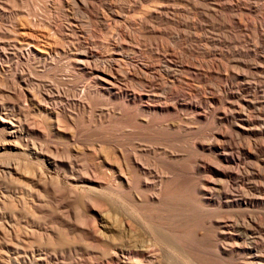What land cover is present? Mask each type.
<instances>
[{
    "label": "rangeland",
    "instance_id": "rangeland-1",
    "mask_svg": "<svg viewBox=\"0 0 264 264\" xmlns=\"http://www.w3.org/2000/svg\"><path fill=\"white\" fill-rule=\"evenodd\" d=\"M19 21L28 23L32 29L29 39L48 52L45 61L14 54V46L22 42ZM86 49L96 55L97 66L116 59L121 75L143 67L144 72L138 71L140 76L122 83L131 91L147 92V99L142 103L108 90L93 91L90 75L73 61L74 54ZM146 62L152 68H147ZM23 70L29 81L19 84L16 73ZM18 85L25 89L16 91ZM0 88L4 94L0 93V106L22 105L28 122L44 130L38 141L47 147H70L74 153L80 150L78 169L89 168L91 176L103 175L95 155L99 147H94L114 124L137 125L140 133L133 135L136 142L176 152L172 163L175 172L168 187L172 202L144 211L146 221L158 220L167 227L162 264H264V0H0ZM26 90L65 118L69 112L76 113L72 120L66 119L79 128L75 132L71 124L74 140L51 135L45 125L46 115L35 109L38 105L31 102ZM147 103L170 110L141 112L138 123L124 121L114 113L120 107L127 110ZM65 152L59 153L62 159ZM20 154L3 156L23 160ZM145 154L147 159L162 163L161 155ZM196 160L204 170H194ZM50 168H46L52 177L50 190L40 188V199L25 185L1 178L4 194L11 197L15 207L8 205L0 215V264H25L33 250L30 244L37 254L57 251L62 264H75L76 260L78 264H94L105 257L99 243L74 230V224L83 221L79 215L87 196L69 198L66 192L74 179L67 176L65 168ZM201 179L208 181V197L196 191ZM91 199L96 205H104L105 213L110 211L113 199L109 194L97 201ZM83 215L80 217L84 219ZM61 217L73 228L64 227ZM86 220L88 224L94 222L93 217L86 216ZM103 221L105 225L112 223ZM16 227L24 230L20 238L14 235ZM29 228L38 231V240L44 243L37 239L29 242L30 237L23 235ZM55 230L62 232L63 242L50 247V233L46 231L59 236ZM65 238L68 241L64 242ZM27 242L29 247H24ZM221 244L232 245L233 250L222 252L218 248Z\"/></svg>",
    "mask_w": 264,
    "mask_h": 264
},
{
    "label": "bare ground",
    "instance_id": "bare-ground-1",
    "mask_svg": "<svg viewBox=\"0 0 264 264\" xmlns=\"http://www.w3.org/2000/svg\"><path fill=\"white\" fill-rule=\"evenodd\" d=\"M256 2H257V0H256ZM216 9H219V8H216ZM162 14H163V12H162ZM162 14H159V15H162ZM151 24H153V23L151 22ZM18 25H19L20 30H21L20 34H21L22 42L19 43L18 47L14 46V48H13L14 51L16 50L15 51L16 53H14L16 55V57L21 56V58H22L23 56L26 55V57L28 56V57L32 58L33 61L34 60H38V61L44 60L45 61L46 56H49L47 54L48 52L39 43H36V42L34 43L30 40L31 38L29 39L30 35L32 34V32H31L32 29L29 28L28 23L26 24V22L24 23L23 21L22 22L19 21ZM141 26H143V25H141ZM195 27H197V26H195ZM18 34H19V32H18ZM114 44L117 45L116 43H114ZM73 56H74V58H73L74 64L81 71L90 75L92 85L94 86V89H95L93 91H99V90L107 91L108 90V92H112V93L115 92L116 94H120L122 96L124 95L128 98L130 97L134 101L136 100V102H137V100L140 102L142 101V103L145 99H147V96H148L146 94L147 92L144 93L143 91H140V90L139 91H131L129 89L131 87L127 88L122 83L123 80H126L128 78L132 79L135 76H137L139 73L138 71L144 72V70H141L143 67L142 68L138 67L137 72H136L135 68H134L135 71H132V72H131V70L130 71L127 70V72L125 71L126 73H124V75H121L120 74L121 72H119V65L117 64L116 59H112V60L107 61V62L105 61L106 63L105 62L104 63L107 65L106 66L102 65V67H100V65H99L100 63H98L99 66L95 65V61H97V60H96V55L94 54V52L92 50L86 49L84 51H81V52L74 54ZM51 59H53V58H51ZM98 62H99V60H98ZM147 64H146L147 68H152V65H150L149 63H147ZM138 66H140V65H138ZM143 66H145V65H143ZM145 73H146V71H145ZM138 76H140V74ZM143 77H145V76L143 75ZM146 79H147V76H146ZM16 80H18L17 83L20 82L19 84H22V83L26 84V83H28L29 78H28V76H26V74L24 73V70H23V72H20L18 74L16 73ZM152 80H153V78H152ZM174 82H175V80H174ZM140 83H139V85H141ZM145 84H147V83H145ZM21 86H24V85H21ZM182 86H184V85H182ZM17 88H19V89H16V91H22L25 89L24 87H23L24 88L23 89L20 86ZM89 91H90V89H89ZM0 93H1V88H0ZM32 93L29 90H26L25 94L26 95L29 94L31 102L34 101L38 105V107H35V109H37L38 111H40L41 113L46 115L47 121H46L45 125H46V128H48L50 130L51 135L56 137V138H59V139L64 138V139L74 140L75 139V132L77 130H79V128L74 127V125L69 120H66V119L71 118V120H72V116H76V113L75 112H69L70 114L68 116H66V118H65L64 115L62 116L61 113L59 111H57L55 108L50 107L49 106L50 104L47 105V103L44 104L41 101H37L35 99L36 98L35 95H33ZM1 94H3V93H1ZM48 97H50V96L48 95ZM3 105H4V103H3ZM25 105H27V104H25ZM24 110L25 109H24V107H22V105H21V107H10V108H8L6 106L5 107L0 106V182H1V178H8L9 181L11 180L13 182H17L18 184L21 183L27 187L28 191L34 192L35 197L40 199L41 190L45 191V192L48 189L50 190V187L48 184H49V180L51 181L52 177L49 174V172L46 171V168H48V169L50 167H52V168H60V167L65 168L67 176L74 179L71 187H68L69 191L66 192V194L69 198L70 197L73 198L72 200H74V198H76L78 196H85V197L87 196L86 198H88V199L92 198L93 200L95 199V201H97L99 198H106L107 194L112 196V199H113V201L111 203V208L108 209L110 211H107V213H105L106 211H105V208L103 207L104 205L103 206H101L102 204H100V206H99V204L96 205L95 204L96 202L95 203L93 201L90 202L87 199L85 201L86 203L84 204L83 210L81 208V210L83 212H82V214L79 215V218H81L83 221L81 223H79V225L74 224V226H75L74 230H79L78 233L80 232L79 233L80 236L87 238V240L91 239L95 243L97 242V243H99V245H101L100 248L103 250L102 254H104L105 257L101 261H98L96 263L93 262L94 264H110V262L111 263L115 262L116 264H162L164 259H165L164 256H165V247L166 246L164 244L168 240V239L166 240V235L168 234L167 233V227H164L163 224L160 223L158 220H152L149 222L146 221V219L144 217V215H145L144 211L146 210V208L148 209L149 207L150 208H155V207L162 208V206H167L168 204H170V202H172L171 198H170V193H169L168 187H169V183L173 179L174 172H175L172 163L174 162L173 159L176 157L175 156L176 152L174 151L175 152L174 153V152H172V150H170V149L168 150L167 148H162V147H161V149H158L159 147L155 146V144L154 145L148 144V143L147 144H141L140 142H138L139 140L136 142V140H134L135 138H133V135L140 133V130L138 131V128H137L139 126H137V125L134 126L133 124L132 125L126 124L124 126L119 127V126L114 124L113 126H110L111 127L110 130L106 131V133H108V134H106L105 136L104 135L100 136V138L98 140L100 142V144L98 143L99 146L94 147V149L96 148V150H97V147H99L97 150L99 153L97 151H95V153H96L95 155L97 156L96 159L98 161L99 171H101L103 173V175L101 177H99V175L97 176L95 174H94V176H91V174H89V173L93 172V171L90 170L89 168H87L86 170L84 169V171H81L78 169V167H80L78 165V163H79L78 157L80 156V155H78V153H80V150L77 149L76 153H74L75 150H73L70 147H65L64 149H62L63 147L61 148V147L55 146L54 144H53L54 146L49 145L47 147V145L44 146V144L40 143L41 141L40 142L38 141L40 138L39 135H41L44 132V130H42V128H39L41 126L37 127V125L34 126V125H32V123L30 124L28 122V119L25 116L26 113L24 114ZM159 110L169 111L170 107H152L150 104L147 103V104H141V107H134V108L127 109V110L125 109V106L123 108L120 107L119 110L117 112H114V113H118L119 116L118 115L117 116L120 117L121 119H123L124 121H128V119H129L130 123L131 122L138 123L137 117L140 115L141 112H149L151 114H156L157 112H159ZM148 115H150V114H148ZM148 115H147V117H148ZM147 117H146V119H147ZM115 118H117V117H115ZM71 124L74 127V129L76 128L75 132H72ZM249 124H251V123L249 122ZM57 145H59V144H57ZM211 146H214V145H211ZM91 148H90V150H92ZM101 148L105 149L104 151H102L103 154L101 153V150H100ZM261 148L264 149L263 146ZM62 150H63V153H64V151L67 152V153L65 152L67 155L66 154L64 155L66 158L63 156L65 159H62V157H60L62 155L59 156V153L61 154ZM83 151L81 150V152H82L81 154L82 155L86 154ZM18 152L22 154L23 160L20 159V157H14L13 156L14 158H9L8 155H6V157L3 156L6 153L7 154H9V153L10 154L11 153H15V154L17 153L18 154ZM145 153H150V154L157 155V156L161 155L163 158L162 163L159 164L158 161H154L152 158H151L152 160L149 158L147 159L146 157L148 155H146ZM225 158L227 159V157H225ZM226 159H224V160H226ZM31 164H33L34 166H32ZM195 169L199 170V171L204 170V168L199 164V162L197 160L195 161V164H194V170ZM199 181H200V185L196 188V191L199 194L201 193V195L202 194L205 196L207 195V197H208L209 188H207V186H209V184H208L207 179L206 180L201 179ZM55 182H57V181H55ZM50 183H52V182H50ZM1 184H3V183H0V215L4 214L3 212H6L7 206L11 205L13 203V202H11V199H10L11 197L8 198L7 195L4 194L5 193L3 190L4 187L2 188ZM40 188H41V190H40ZM64 189H65V191L68 190L67 188H64ZM9 190H10V188H9ZM54 191H55V189H54ZM65 191H64V193H65ZM61 192H62V189H61ZM55 194L59 195V193H57V192H55ZM12 196H13V194H12ZM43 196H45V195H43ZM21 198H23V197H21ZM61 198H63V197H61ZM64 198H65V196H64ZM16 199L18 200V198H16ZM23 199H22V201H23ZM55 199H56V197H55ZM17 200H15V201H17ZM241 201L247 202L248 199L247 198H241ZM8 202L9 203L11 202V203L8 204ZM15 203H17V202H15ZM34 203H35V201H34ZM12 206H14V205L12 204ZM31 206L32 205H30V207ZM44 206H46V205H44ZM16 208H17V206H16ZM19 209H21V208H19ZM12 210H13V208H12ZM16 210H18V209H16ZM61 211H62V209H61ZM83 213L85 215V218H86V216H87V218L93 217V221H94L93 224H91V223L88 224L87 220L85 221V218L83 219V217H80L81 215H83ZM130 214H132V215L130 216ZM152 214H153V212H152ZM149 217L150 216L148 215V218ZM13 218H14V216H13ZM57 218H59V216ZM66 218H68V217H66ZM105 219L108 222L112 220L111 221L112 223L105 225V223H104L105 221H103ZM14 220H15V218H14ZM7 221H9V219ZM59 221L61 222V224L63 226L66 225L69 228H73L72 227L73 225L71 224V222L66 221L64 218L61 217V219ZM77 221L79 222V220H77ZM55 223H57V222H55ZM1 224H0V226H1ZM8 225H10V224L8 223ZM57 225L59 226V224H57ZM57 225H55L54 227H56ZM62 225L60 226L61 228H63ZM16 228L18 230H17L16 234H14V235L16 237H18L19 235L22 234V232L24 230L22 231V228H20V229L18 227H16ZM59 228H58V230H59ZM106 228L108 229V232L105 230ZM7 229H8V227H7ZM47 229L49 230V227L46 228V230ZM3 230H4V228H3ZM53 230H54V228H53ZM37 232L35 231V229L31 230L29 228V230H27L26 234L23 233V235L30 237V239L28 240L29 242H31L32 240L36 241V239H37V241H40V240H38L39 236H38ZM46 232L50 233V234H48L49 238L47 237L49 240L48 244L50 243L49 244L50 247H51L52 243H55V244H56V242L60 243L61 240L63 242V239H61V238H62V236L64 238V235L63 234H62V236L60 235V233H62L61 231L60 232L56 231L59 233L60 237L59 236L55 237L54 235H56V233L53 235V234H51V231H46ZM214 233H216V232H214ZM43 234H44V232H43ZM76 234L74 235L75 238H77L76 236L78 235V234L77 235ZM45 235H46V233H45ZM42 236L44 237V235H42ZM20 237L21 236H19L18 238H20ZM83 237H81V238H83ZM24 239H26V237ZM67 239H69V236ZM67 239L64 240V242L68 241ZM5 240H7V239H5ZM41 241H40V244H41ZM76 241L78 243L79 240L75 239V243H76ZM84 242H86V241H84ZM70 243H71V241H70ZM73 243H74V241H73ZM92 243H90L91 244L90 246H92ZM8 244H10V243H8ZM19 244L21 246V243H19ZM24 244H26V241ZM34 244H35V242H34ZM13 245H15V244H13ZM88 245H87V247H88ZM26 246H28V242H27V245H25L24 247H26ZM29 246H30V248H33V250H32L30 259H28V261H26L25 264H62V263H64V261L62 259H60V257L57 254H55L57 251L56 252L54 251L55 253L50 254V255L44 254V253H42V251H41V253L38 252V254H37V253H35V249L33 247V244L32 245L30 244ZM42 246H43V244H42ZM44 246L46 247L45 244H44ZM53 246L54 245H52V247ZM93 246H95V245H93ZM230 246L231 247H228L227 245L225 246L224 244H221V245H218V248L222 252H228V251L233 250L232 245H230ZM24 247H22V248L24 249ZM95 248H93V249H95ZM36 249L38 250V246ZM183 249H184V247H183ZM2 251H0V260L2 259ZM188 252H190V251H188ZM17 255H19V254H17ZM37 255H38V257H37ZM20 256H22V255H20ZM16 257H18V256H16ZM4 258L2 261H4ZM15 259H19V258H14V260ZM76 261H75V264H78L79 262L76 263ZM84 264H88V263H84Z\"/></svg>",
    "mask_w": 264,
    "mask_h": 264
}]
</instances>
